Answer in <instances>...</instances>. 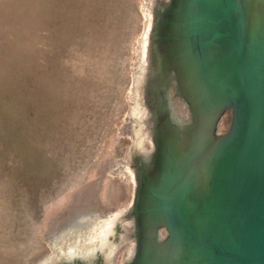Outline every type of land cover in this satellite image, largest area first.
<instances>
[{"label":"rangeland","instance_id":"1","mask_svg":"<svg viewBox=\"0 0 264 264\" xmlns=\"http://www.w3.org/2000/svg\"><path fill=\"white\" fill-rule=\"evenodd\" d=\"M159 1L0 0V264L107 237L100 264L135 260L141 171L156 153L142 84L171 3ZM231 122L228 111L218 136Z\"/></svg>","mask_w":264,"mask_h":264},{"label":"water","instance_id":"2","mask_svg":"<svg viewBox=\"0 0 264 264\" xmlns=\"http://www.w3.org/2000/svg\"><path fill=\"white\" fill-rule=\"evenodd\" d=\"M160 30L191 118L155 123L132 264H264V0H171Z\"/></svg>","mask_w":264,"mask_h":264},{"label":"bare ground","instance_id":"3","mask_svg":"<svg viewBox=\"0 0 264 264\" xmlns=\"http://www.w3.org/2000/svg\"><path fill=\"white\" fill-rule=\"evenodd\" d=\"M162 53L163 52L161 49L158 52L152 51L150 53V66H148L147 68L148 70L143 81L144 85L142 90L144 91L145 105L150 115L148 122V124L150 125L148 134L152 132V126L154 132L155 123L161 120L160 116L161 118H163V116L167 117V114L171 119L174 118V120L177 119L178 121L183 120L180 119V115L185 112L178 111L180 108H182V103H180V101H178V99L176 98L177 96L179 97V94L174 85L173 77L170 76L161 66L160 62L163 57ZM151 79L153 80V84L150 82ZM168 89H170V92L172 91V93H170ZM163 91L167 92V102H163ZM174 93H177L176 96L174 95ZM165 106L169 107V113L165 111ZM159 107L162 108L161 115L159 112L156 113V109H158ZM83 241L85 242V240L82 239H77L75 242L74 240L70 239L66 240L68 248H60L58 255H56L53 259L45 262L44 264H99L98 262L103 261L105 254L107 252H111V245L113 244V240L111 239V237H107L105 240V244L99 247L100 249L98 250V252L97 247L93 249L90 246L86 245ZM99 254L102 258L97 257Z\"/></svg>","mask_w":264,"mask_h":264},{"label":"flooded vegetation","instance_id":"4","mask_svg":"<svg viewBox=\"0 0 264 264\" xmlns=\"http://www.w3.org/2000/svg\"><path fill=\"white\" fill-rule=\"evenodd\" d=\"M143 85H144V83L142 84V88H143ZM226 116V115H225ZM138 153V152H137ZM103 246V245H102ZM100 247V246H99ZM98 246H97V251L100 249ZM102 250V249H101ZM99 252V251H98ZM97 257H99V258H102L101 256H100V254L97 256ZM98 261H99V259H98ZM97 261V262H98ZM99 264L101 263V262H98ZM97 264V263H96Z\"/></svg>","mask_w":264,"mask_h":264}]
</instances>
